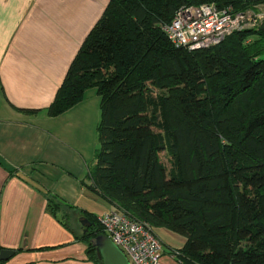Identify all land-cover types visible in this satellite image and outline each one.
Returning <instances> with one entry per match:
<instances>
[{
    "label": "trees",
    "instance_id": "trees-1",
    "mask_svg": "<svg viewBox=\"0 0 264 264\" xmlns=\"http://www.w3.org/2000/svg\"><path fill=\"white\" fill-rule=\"evenodd\" d=\"M207 1L264 3L109 0L48 113L96 89L99 144L87 186L110 210L185 237L171 250L180 264H264V21L212 47L175 46L163 24ZM86 216L80 239L102 264L91 239L106 232Z\"/></svg>",
    "mask_w": 264,
    "mask_h": 264
},
{
    "label": "crops",
    "instance_id": "crops-1",
    "mask_svg": "<svg viewBox=\"0 0 264 264\" xmlns=\"http://www.w3.org/2000/svg\"><path fill=\"white\" fill-rule=\"evenodd\" d=\"M108 2L0 0V250L15 251L0 264H99L80 239L86 213L112 208L87 186L96 152L89 161L81 148L88 129L97 137L99 95L89 88L57 116L48 108ZM155 231L164 249L186 242Z\"/></svg>",
    "mask_w": 264,
    "mask_h": 264
},
{
    "label": "built area",
    "instance_id": "built-area-1",
    "mask_svg": "<svg viewBox=\"0 0 264 264\" xmlns=\"http://www.w3.org/2000/svg\"><path fill=\"white\" fill-rule=\"evenodd\" d=\"M263 19L264 10L254 12L252 18L232 6L191 4L181 6L162 29L175 46L197 50L215 46L233 32L246 29L247 25L255 26L258 20ZM99 219L106 234L125 252L132 264H163L162 240L149 223L130 219L116 209L107 211Z\"/></svg>",
    "mask_w": 264,
    "mask_h": 264
},
{
    "label": "water",
    "instance_id": "water-1",
    "mask_svg": "<svg viewBox=\"0 0 264 264\" xmlns=\"http://www.w3.org/2000/svg\"><path fill=\"white\" fill-rule=\"evenodd\" d=\"M82 223H90L86 217L81 219ZM92 244L96 247L98 259L102 264H132L125 254V252L106 234H100L91 239ZM14 250L2 249L0 250V260L7 261Z\"/></svg>",
    "mask_w": 264,
    "mask_h": 264
},
{
    "label": "rangeland",
    "instance_id": "rangeland-1",
    "mask_svg": "<svg viewBox=\"0 0 264 264\" xmlns=\"http://www.w3.org/2000/svg\"><path fill=\"white\" fill-rule=\"evenodd\" d=\"M203 3H214L216 5L217 2L216 1H207V2H203ZM203 3H200V4H203ZM200 4H192L194 6H198ZM219 6V5H218ZM223 6H232L234 8V6L232 4H229V5H221L219 7H223ZM235 9V8H234ZM241 11H245L247 16H250L252 18H254V12L255 13H260L264 10V3H257V4H252V5H247L246 8H243V9H240ZM254 21V20H253ZM253 21L250 22V24H253ZM261 21H264L263 20H258L257 21V25L255 26H250V25H247L248 27L246 29H251V28H255L258 26V23H260ZM90 91H92L90 89ZM94 91L96 92V89L94 88ZM94 92V93H95ZM91 93V92H90ZM100 99V98H99ZM97 138V139H96ZM89 142V143H88ZM97 143V144H96ZM98 137H96V135L94 134V132L90 131L89 129L87 130V133H86V136L84 137V143L82 144L81 148L86 151V152H89L88 154H86L87 158L89 159V161L93 158V153H95L97 151V148H98ZM96 147V149H95ZM89 148V150H88ZM94 150V151H93ZM166 163L169 165V162L168 160L166 159L165 160ZM80 220V219H79ZM78 220H76L77 222ZM81 223V221H80ZM80 228V227H79ZM178 236V235H177ZM178 243L182 241V238H180V236H178L176 239H175ZM181 247H176L173 249V252L174 254L175 253H178L179 249ZM161 261L163 264H180L178 262V260L176 258L173 257V255L171 254V249L170 248H165L164 249V253H163V256L161 257Z\"/></svg>",
    "mask_w": 264,
    "mask_h": 264
}]
</instances>
